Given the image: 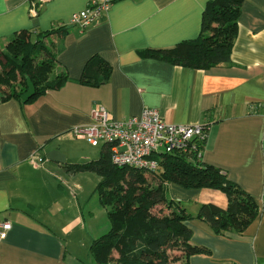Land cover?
Masks as SVG:
<instances>
[{
    "label": "crops",
    "instance_id": "obj_1",
    "mask_svg": "<svg viewBox=\"0 0 264 264\" xmlns=\"http://www.w3.org/2000/svg\"><path fill=\"white\" fill-rule=\"evenodd\" d=\"M90 1L0 0L1 50L19 30L69 26L56 39L53 73L65 72L66 83L33 102L0 101V219L12 223L0 243V264H93L95 234L110 227L104 224L96 233L94 226L100 178L89 190L68 166L97 160L109 148L71 133L93 122L96 106L113 120L138 118L151 108L167 123L206 126L202 161L225 172L256 202V217L241 231L216 234L205 222L188 220L191 242L207 251L175 264H264V0L243 1L231 61L209 69L145 51L196 39L211 0H114L85 29L71 25L72 15ZM93 56L111 67L108 81L98 87L80 82ZM56 148L65 154L64 163L46 157ZM167 190L193 215L203 203L228 204L220 190L174 182Z\"/></svg>",
    "mask_w": 264,
    "mask_h": 264
},
{
    "label": "trees",
    "instance_id": "obj_2",
    "mask_svg": "<svg viewBox=\"0 0 264 264\" xmlns=\"http://www.w3.org/2000/svg\"><path fill=\"white\" fill-rule=\"evenodd\" d=\"M243 1H209L196 39L166 50H147L145 55L197 69L229 63ZM68 30L65 24L48 30L22 29L11 37L4 50L0 49V101L33 102L66 83L69 77L65 72L53 73L59 50L56 39ZM110 74V65L93 56L86 62L80 82L98 87ZM29 81L34 92L23 99ZM205 141L194 142L195 148L165 154L154 172L115 165L109 148L97 160L68 166L69 171H93L100 176L95 192L107 208L110 227L92 243L97 264H175L180 257L207 251L191 242L188 220L197 218L219 234L230 229L241 231L256 217L254 199L225 172L202 161ZM169 182L185 188L220 190L228 204L222 208L203 203L193 215L185 204L168 196Z\"/></svg>",
    "mask_w": 264,
    "mask_h": 264
},
{
    "label": "built area",
    "instance_id": "obj_3",
    "mask_svg": "<svg viewBox=\"0 0 264 264\" xmlns=\"http://www.w3.org/2000/svg\"><path fill=\"white\" fill-rule=\"evenodd\" d=\"M113 1L91 0L86 8L72 15L70 24L85 29L108 11ZM91 115V124L75 126L71 133L85 138L92 146L103 144L109 147L115 165L147 172L158 170L165 154L195 148L194 142L204 141L208 136L204 125L167 123L156 109L151 108H144L140 117L127 120L111 119L103 106L94 107ZM11 229L9 220L0 219V243Z\"/></svg>",
    "mask_w": 264,
    "mask_h": 264
},
{
    "label": "rangeland",
    "instance_id": "obj_4",
    "mask_svg": "<svg viewBox=\"0 0 264 264\" xmlns=\"http://www.w3.org/2000/svg\"><path fill=\"white\" fill-rule=\"evenodd\" d=\"M94 148H96L95 149L96 151L100 150V147H94ZM79 173H80L79 180H80V182L83 183L85 188L88 187L89 190L95 188V186H96V184L98 182V179L100 178V176L96 172H93V171H80ZM95 200L93 201L94 203H96ZM89 206L90 205H88V207H86V212H85L86 216H88V211L87 210L89 209ZM188 211H190V210H188ZM94 222H95L94 226L96 227V229H95L96 233H97V231H98L100 226H103L104 224L105 225H107V224L109 225L110 224L109 219H108V215H107V209L103 205H101L100 203L95 208ZM105 232H107V230ZM105 232L103 231V233H101L99 231L98 233H101V234H95V235L96 236L98 235L97 237H99L102 234H104ZM92 262H93V264H97V262L95 260L92 261Z\"/></svg>",
    "mask_w": 264,
    "mask_h": 264
},
{
    "label": "water",
    "instance_id": "obj_5",
    "mask_svg": "<svg viewBox=\"0 0 264 264\" xmlns=\"http://www.w3.org/2000/svg\"><path fill=\"white\" fill-rule=\"evenodd\" d=\"M34 92V87L33 84L29 81L28 82V90L23 94L22 98L23 99H28L29 97L32 96ZM46 157L49 160H54L57 162L64 163L66 161V156L64 153H62L59 149H52L47 152Z\"/></svg>",
    "mask_w": 264,
    "mask_h": 264
}]
</instances>
